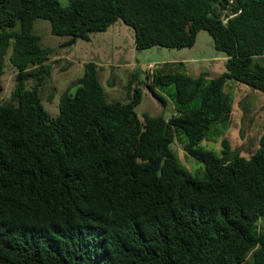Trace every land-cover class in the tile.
<instances>
[{"label":"trees","instance_id":"obj_1","mask_svg":"<svg viewBox=\"0 0 264 264\" xmlns=\"http://www.w3.org/2000/svg\"><path fill=\"white\" fill-rule=\"evenodd\" d=\"M66 1L0 0V264H264V121L248 156L226 139L219 154L198 145L229 124L227 80L264 99V0ZM37 18L66 48L116 21L135 50L191 47L204 30L224 70L190 76L164 61L131 72L125 100H106L87 60L51 117L40 88L56 61ZM6 57L15 73L1 100ZM142 88L163 105L165 93L171 114L138 116Z\"/></svg>","mask_w":264,"mask_h":264},{"label":"rangeland","instance_id":"obj_2","mask_svg":"<svg viewBox=\"0 0 264 264\" xmlns=\"http://www.w3.org/2000/svg\"><path fill=\"white\" fill-rule=\"evenodd\" d=\"M60 5H66V0H57ZM33 31L39 35L41 45L54 48L55 60L51 64L52 70L49 80L40 88L41 103L49 116L57 113V100L62 89L75 81L81 74V60H91L103 66L98 71V80L105 92L106 100L126 99L125 82L129 73L137 68L151 71L164 61H182L185 64V73L196 76L199 71L208 72L209 76H215L224 70L223 52L213 47L212 39L204 30L197 33L194 44L186 48H164L152 46L142 50H135L131 28L122 22L116 21L109 25L102 32L91 33L89 39L77 41L70 47L58 46L65 36H55L49 33L48 21L37 18L33 22ZM9 49L7 50V53ZM262 61L261 58H256ZM264 62V61H263ZM136 70L135 72L139 71ZM4 91L1 100L8 98L13 83L15 69L10 65L7 57L4 61ZM148 71V70H147ZM148 71V73H149ZM142 80V73L137 75ZM170 89V87H166ZM233 98V105L230 112L229 124L223 129L208 138H203L198 145L210 149L219 154L222 147L221 139H226L230 148L240 155L248 154L257 146L261 125L264 121V99L257 91L250 90L244 84L227 80L224 85ZM164 105L154 100L146 88H142L141 99L135 106L138 116L142 113L167 117L172 112L171 101L168 96L161 94ZM51 99H50V98ZM49 98V100H48ZM181 165L192 174L202 172V163L186 156L178 143L173 144ZM257 229H264V216L257 221Z\"/></svg>","mask_w":264,"mask_h":264},{"label":"crops","instance_id":"obj_3","mask_svg":"<svg viewBox=\"0 0 264 264\" xmlns=\"http://www.w3.org/2000/svg\"><path fill=\"white\" fill-rule=\"evenodd\" d=\"M85 61H87V60H81V61H80L81 72H82V64H83V62H85ZM97 66H100V67H102V70H104V69H103V66H101V65H98V64H97ZM130 74H131V73H129L128 77L130 76ZM80 75H81V74H80ZM80 75H79V76H80ZM79 76H78V77H79ZM127 80H128V78H127ZM127 80H126L125 84L127 83Z\"/></svg>","mask_w":264,"mask_h":264}]
</instances>
